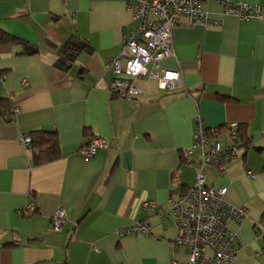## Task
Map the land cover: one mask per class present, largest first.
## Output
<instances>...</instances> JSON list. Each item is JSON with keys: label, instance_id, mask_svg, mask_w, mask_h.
<instances>
[{"label": "crops", "instance_id": "0c3cea01", "mask_svg": "<svg viewBox=\"0 0 264 264\" xmlns=\"http://www.w3.org/2000/svg\"><path fill=\"white\" fill-rule=\"evenodd\" d=\"M243 1L262 6L263 16L242 20L208 0L203 8L220 27L182 18L175 55L161 65L180 70L183 85L164 91L144 81V94L130 99L111 92L107 68L138 24L126 0H0V32L27 44L0 43V99L20 109L14 120L0 114V264H188L189 249L174 247L176 225L160 211L173 185L196 183L201 154L184 152L199 117L208 129L241 124L238 158L224 174L214 166L204 174L248 210L242 224H230L240 237L231 264H264L255 228L264 218V0ZM69 40L87 47L61 69ZM41 129L57 131L61 155L35 165L21 138ZM93 137L110 147L84 157ZM32 201L37 211L21 216ZM61 207L69 220L55 231L51 218ZM135 222L150 232L118 234Z\"/></svg>", "mask_w": 264, "mask_h": 264}, {"label": "built area", "instance_id": "2783aa9c", "mask_svg": "<svg viewBox=\"0 0 264 264\" xmlns=\"http://www.w3.org/2000/svg\"><path fill=\"white\" fill-rule=\"evenodd\" d=\"M205 1L208 0H126L127 11L138 24L123 40L120 53L107 62V68L113 75L109 86L111 92L136 99L144 94L141 86L144 81L155 80L158 88L164 91L183 85L182 72L163 68L161 62L175 55L173 29L182 18L190 25H222L221 20L212 19L203 8ZM212 1L222 5L225 14L242 20L263 16L262 6L243 0ZM19 111V107L14 106L6 112L7 119L14 120ZM31 141L30 134L21 138L27 148ZM109 147L108 140L93 137L82 145L80 152L84 157H92L99 150ZM242 149L239 122L231 121L223 127L208 129L203 119L198 118L195 141L184 152L187 159L195 150L201 154L196 183L187 189L173 185L170 206L160 211L161 216L172 219L176 225L174 247L186 246L189 249L188 264H231L238 256L240 237L230 224H242L248 218V210L226 200L227 187H209L204 169L214 166L220 173H226ZM189 165H193L192 162ZM144 204L156 206L154 200ZM36 211V203L32 201L19 210V214L27 216ZM68 220L67 210L61 207L51 218V226L59 231ZM255 228L259 237L264 238V218ZM150 229L151 225L147 222H135L118 230V234L144 236ZM170 264H176V261Z\"/></svg>", "mask_w": 264, "mask_h": 264}, {"label": "trees", "instance_id": "16d2710c", "mask_svg": "<svg viewBox=\"0 0 264 264\" xmlns=\"http://www.w3.org/2000/svg\"><path fill=\"white\" fill-rule=\"evenodd\" d=\"M4 42H18L24 46L27 45L25 42H23V40L13 35L0 32V43ZM85 47H87L86 44L83 45L76 42L75 40H69L65 45L63 55L60 56L56 61V66L61 69L70 67L75 59L76 54H78ZM11 109L12 107L10 106L9 102L7 103V100L0 99V114L3 110H5L2 114L4 117H6V112ZM30 135L32 137V141L28 146V150L32 152L33 162L35 165H42L60 157L61 151L59 137L56 130L41 129L33 131Z\"/></svg>", "mask_w": 264, "mask_h": 264}]
</instances>
